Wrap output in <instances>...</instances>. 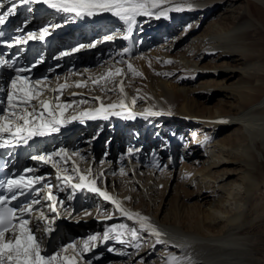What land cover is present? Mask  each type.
Listing matches in <instances>:
<instances>
[{
	"label": "bare ground",
	"instance_id": "obj_1",
	"mask_svg": "<svg viewBox=\"0 0 264 264\" xmlns=\"http://www.w3.org/2000/svg\"><path fill=\"white\" fill-rule=\"evenodd\" d=\"M0 3L4 4V8L0 9V12H3L8 5L12 6L14 3H16V5L20 4L19 0H7V3L5 0H0ZM189 4L191 8L188 7ZM178 5L181 6L183 10L168 12L167 18L164 16L156 18L154 16V20L151 22L153 27L151 30L153 32L152 35H155L157 32V37H160L162 32L167 33L171 26L174 24L179 25L182 21L186 20V17L191 18L196 14L215 15L216 10H221L222 12L212 21L202 16V22H204V24L208 23L203 33L191 37L188 47L182 52H178L177 55H172L170 48L160 51V47L157 50L159 52L156 53V58L159 57L160 59L157 61L155 58V69L152 70V72L159 74L156 82L152 80V84L156 87H153L151 84L145 87V91L149 89L153 93L152 98L154 101L151 103L152 107L140 106V101H143L144 97L143 99L140 98L142 96L140 89L133 85L137 80L136 78L129 77L125 71V69H128V65L131 64L133 69L139 68L136 75L139 72L138 75L144 77L146 72L142 71L143 59L116 60V65L112 64V59L108 62L103 60L106 62L103 65L105 70L99 71L100 75L98 76L109 77V80H101L100 78L94 77L92 75L94 72H84L80 75L79 73L72 74L67 71L66 75H63L64 78H62V70L55 71L57 67L56 63H58L57 61L65 58V56L67 57V55H62V52L64 53L68 48L72 49L80 45H87V42L92 44V42L96 40L95 36L99 35V32L103 33L111 29L122 28L121 31L123 32L121 35L119 31L116 30L117 35L112 37L119 38L121 36L123 39V36L128 33V25L109 13L102 14V17L105 16L101 19L103 22H96L95 25L88 26L83 30L87 31L93 29L91 35H87L83 32L77 35L76 38H74L73 35H68L67 37H69L71 41H67L66 37L59 39L57 45L64 44L61 47L63 50L60 49L61 51L53 57L45 58L44 63L41 65V69H44L45 75L41 80L44 81V83L37 87L45 89L42 96L47 97L45 100L49 102L53 100L54 96L59 94L58 92L51 91V89H59L61 85L67 86L63 88V94L60 95L59 102L67 103V101H78L84 99V96L94 97V95H96V97H100L99 100H95V103H93L96 106L95 108L91 106V103H85V106L75 107L73 111H67L69 107L65 108L63 110L64 115L60 117V119H66L68 123H62L58 126L59 129L64 126L66 128V126L71 127L76 124H81L86 126L89 130L93 128L97 130V126L103 124L98 131L99 133L104 127V122L107 119L100 117L89 119L88 117H83L82 123L80 119L72 120V115L75 113L79 114L81 112L94 111L100 107L101 101L105 106L113 103L119 105V103L123 101L126 109H130V111L123 110L124 114H121L120 117H123L124 121L119 123V128L117 130L114 131L113 129L115 128V124H110V127L112 126L110 134H117L116 137L118 140L115 143L118 146L121 141H124L128 137V134L134 133V142L138 140L136 138H138L139 135L145 138L148 133L150 134L151 130L145 131V129H135V123H137V125L139 124L140 127L141 125H144L145 128L147 127L140 122H149L142 119L150 117V119L157 118L165 122L168 118L184 121L193 116L190 119L196 121V129L193 134H190V140L187 142L185 148H189V151L194 150L195 152L200 150V155L205 159L202 162L204 169L191 173L187 182V185L195 189L194 192L196 194L195 196H197L198 204L195 210L191 209L184 221L182 215L179 213L170 215V212L175 210V206H172V210L169 209L165 212L163 217L161 216V212L154 216L151 210L153 207L151 206V204H153L152 196L155 193L152 185L146 182L140 193L142 200L137 194H133L135 190L131 182L136 176V173L139 174L138 169L134 171H130L129 169L123 170V173H121V169H119L116 176L111 172L109 167L110 162L102 160L100 165H95V161L93 162L92 160L93 156L91 152H89L92 147L87 149V154L84 158L82 157L84 153H81V155H73V153H76V151L72 152L74 142H76L78 146L85 143L87 140H75L71 143V140H63L64 138H60V144L67 155L63 153L60 155H52L49 159V165L32 164V162L25 161L21 162V167L24 170L28 168L34 169V171L30 173L31 178H46L44 180L45 184L49 185L46 191H50L49 193L56 197V202L58 204L57 209L59 215H63V220H65V217L69 214L71 215V208L75 207V209H78L82 207L83 204L87 205L88 203H94V200L95 202L97 201L99 207H110L108 214H101L98 212L100 215L98 217L96 211H93V213L89 215L85 214L82 218L76 219V221H78L85 217V220L96 219L99 221L96 227L80 230V233L85 235L86 238L94 233L98 235V232L95 231L98 227L104 228V230L107 231L111 226L117 230L118 227L116 226L121 222H125L129 230L135 228L139 231L141 237L139 242L148 241V247L163 245L165 249L161 254L165 261L169 256H176L183 261L184 264H264V259L258 256L260 249L264 250V226L256 220V215L249 213L252 199L256 193L255 191L260 188L264 189V0H168V3L162 4L160 9H153V11L158 12L164 8ZM70 15L73 14L56 12L52 15V19H48V21L49 23L56 22ZM192 23L193 24L190 25L192 27L198 24V22L194 21ZM146 25L147 22L137 17L136 23L132 27L130 39L123 40L126 43H130L136 28H139L141 34L148 33L144 27ZM34 26V23L23 25L24 35H27L29 32L38 34L40 29L36 30ZM46 27L49 29L50 33L51 29L49 24H46ZM191 29L192 28H189V30ZM94 34L96 35L94 36ZM88 36L89 39L87 38ZM85 40L87 41L85 42ZM112 42L113 41H110L109 43ZM109 43H103L102 46L105 47ZM145 45L149 46L151 44H144L143 46ZM131 46L133 47V45ZM100 47L92 51H98ZM129 51L130 49L120 52L119 57L124 56L121 53H128ZM135 51H137V48ZM207 54H210L212 58L227 59L234 63V65L229 66L223 62L215 68V73L212 74L219 80L218 84L223 85V97H225L227 101L218 109L213 110L207 108L206 113L198 115L191 111L196 107V104L190 99L192 98L190 91L177 90L178 87H175L171 82V89H169L168 83L161 79L165 72L162 70L161 66L166 64L167 61H171V63L174 62V64H176L174 71L183 72L184 70H189L190 72H195L198 68L194 60L203 58ZM123 67L124 70L122 69ZM76 68L78 67L76 66ZM117 69L120 70V75H116ZM74 71L76 70L74 69L70 72ZM128 71L130 70L128 69ZM58 72L59 74L56 75L58 77L57 79L48 80L47 76L51 75V73ZM109 72L112 73L111 76L108 75ZM86 73L88 74L87 79L84 80ZM131 73L135 74L133 71ZM73 75L76 77L73 78ZM235 76H238L235 85L228 86L227 82L231 81ZM4 79L6 80V78ZM89 79H93V81ZM36 80L39 79H33L31 84ZM94 81H98V83H94ZM121 82L124 89L123 92L120 91ZM76 84L84 86L79 89V87H76ZM105 86H108L109 90L106 89ZM72 93H76L77 95H72ZM40 98L41 96L38 97L37 100L32 101V103H39ZM133 98H136L135 105L132 104ZM180 103H182V105L178 107ZM145 109L163 114L156 116L147 115L144 111ZM170 110H173V112L170 113ZM17 111H19V109H17ZM40 111L41 109L37 106V112ZM128 112L133 113L134 118H125ZM108 116H111V114ZM100 120L104 122L101 123L99 122ZM138 120L140 121L138 122ZM219 121H226V123H220ZM12 122L20 121H16L15 117H13ZM132 122L134 124H132ZM161 123L162 122H157L156 124L160 126ZM188 127L193 128L191 125ZM219 128H225V130L221 132L227 131L228 134L219 140L209 137L210 131L215 132ZM118 130L120 131L119 133ZM176 131L177 129L173 130L174 133ZM61 133L66 132L62 131ZM104 133L106 132L104 131ZM104 133L102 135L106 137ZM177 133L182 135L184 129L178 128ZM55 136L48 139L46 146L49 147V149L45 148L39 153H43V156L48 155L49 157L50 153H55L53 151L55 146L52 145L59 143L57 140L58 137L55 138ZM105 137L102 136L101 139ZM4 138L7 139L9 136L4 134ZM160 144V152L157 153V155L166 151V146L162 143ZM142 145L143 144L136 149V153L133 151H126L127 153L125 156L136 159H140L143 155L145 156L144 151H146V149H143ZM62 147H60L56 153H60ZM139 154H141V156H139ZM125 156L122 158L124 159ZM81 157L83 159H81ZM54 159H57V161H54ZM54 163L55 166H53ZM74 168L79 170V175L87 176L89 180L95 179L96 187L101 191H106L109 196L120 203L122 208L129 212L139 213L142 216L148 217L149 222L164 234L161 237L163 242L159 244L155 243L156 238L150 235L148 231H140V225L136 222L135 218L128 219L127 216L122 215L120 211L117 210L115 204L105 200L99 193L89 192L87 188H77L73 191L71 183H80L79 176L76 171H74ZM89 169H91L90 174L88 171ZM58 171L61 177L60 180L57 179ZM132 174L133 177L129 179V175ZM65 176L72 177L70 183L63 182V177ZM121 182L124 184L123 190H121L123 186V184L120 186ZM68 194L72 196V199H69V196L66 197ZM84 195L86 201L81 202L80 197ZM39 198L41 201L42 197ZM76 200L77 202L79 201V204L75 203ZM60 201H63V203L59 204L58 202ZM146 201L147 204H145ZM67 206H69L68 209L70 208L68 214L65 213V208ZM38 207L46 216L54 218L52 226L55 229V236L61 233L62 219V222L59 223L60 220H58L49 209L47 203L41 201ZM193 207H195V205H193ZM260 210L261 209H259V211ZM37 215L38 214H34L29 218L31 221L29 226L34 227L39 223L41 229H43L45 222L37 220ZM110 218L116 219L117 223L114 226ZM35 234L38 238L43 239L44 243L42 247L48 250L46 248V241L50 234L45 235L43 231L36 232ZM82 234L79 235L82 236ZM123 235L121 239L125 240V243L122 244L119 241L114 242V240L111 239L109 242L112 246L115 244L122 246L118 249L121 254H116L120 258L129 256L131 254L129 251L134 247L132 246L134 242H132L129 232L128 234L124 232ZM98 236L101 237L103 235ZM112 236H115V233L111 235V238ZM83 238L84 237H79L76 239L77 250L81 247L79 242ZM49 240L52 241L53 239H48V241ZM98 245H102V237L96 242H93L89 251L82 253L79 264H88L85 262V257L87 254H93ZM61 246L63 245L59 244L58 248L55 250H58ZM71 254V250L66 253V255ZM133 256L132 253L131 257ZM163 260L158 264H165Z\"/></svg>",
	"mask_w": 264,
	"mask_h": 264
},
{
	"label": "rangeland",
	"instance_id": "obj_2",
	"mask_svg": "<svg viewBox=\"0 0 264 264\" xmlns=\"http://www.w3.org/2000/svg\"><path fill=\"white\" fill-rule=\"evenodd\" d=\"M221 12H222L221 10H216L215 15L196 14L193 15L191 18L186 17V20L182 21L179 25L174 24L173 26H171L170 30L167 33L162 32V35L160 37H157L158 36L157 32L155 33V35H152L153 32L151 30L153 29V27L151 25V22L154 20V16H139V18L142 21L147 22V25L144 27L146 28V31L148 33L141 34L139 32L140 31L139 28H136L132 40L130 42L131 45H133V47L130 45V43L128 42L126 43L120 36L119 38L115 37L116 39H114L112 43H109L110 45L108 44L105 47L101 45L100 50L92 51L88 55H83L81 53H78L80 49L89 47L87 45H80L77 46V48L74 47L72 49L68 48L65 50V52L68 51L67 53H69V55L57 61L58 63H56L57 67L55 71L57 72L58 70H62V75L64 74L66 75L67 71L68 73H72V74L79 73L80 75H82L84 72H94L92 73V75L96 78L101 79L102 76H98L100 75L99 71L105 70L103 65L106 62H108L110 59H112L111 62L113 65H116L117 61L119 60H126V59L132 60L135 58L143 59L144 62H143L142 71L146 72V75L144 77L138 74L136 75V72L139 70V68L134 69L135 74L131 73L132 71H128V69H125V71L129 77L136 78L137 80V82H134L133 85L140 89V93H142V96L140 98L143 99L144 97L143 101H140L141 103L140 106L144 105L147 107H152L151 103H153L154 101V99L152 98L153 93L149 89L145 91V87L148 86L149 84H151L153 87H156L154 84H152V80L156 82L157 78L159 77V74L152 72V70L155 69L156 60L158 61L160 59L159 57L156 58V53L159 52L157 50L160 47H161L160 51H164L170 48L172 55H177L178 52H182L186 47H188L191 37L203 33L208 23L204 24V22H202V16L212 21L215 20V18ZM60 20L62 19H59L58 21ZM193 21L198 22V24H196L195 27L190 26L193 24L192 23ZM47 24H50L49 21ZM189 28L192 29L189 30ZM116 30L119 31L120 35L123 32L121 31L122 28L111 29L103 33L99 32V35L95 36L96 40L93 41L92 44H89L91 45V48L89 47L88 49L90 50L95 49V46L100 41L106 40L105 39L106 36L117 35ZM87 38L89 39V36ZM86 41L87 40H85V42ZM88 43L89 42H87L86 44ZM95 43L97 44L95 45ZM144 44H151V45L143 46ZM136 48L137 51H135ZM110 49L112 50L111 52L108 51ZM125 49H127V51L128 49H130L129 51L130 53L129 52L121 53L124 56L119 57V53L125 51ZM73 52L74 54H72ZM103 60H105L106 62H104ZM223 62L228 64L229 66L234 65V63L230 62L227 59L212 58L210 54H207L203 58H197L196 60H194V63H196V66L198 68V70L195 72H190L189 70H184L183 72L174 71V69L176 68L175 67L176 64H174V62L166 63L163 64V66H161L162 70L165 71L161 79L163 81H166V83H168L169 89H171L170 87L171 85L170 82H171L175 87H178L177 90H185L187 92L190 91V93L192 94V98L190 99L196 104V107L193 108L191 111L194 114L196 113L198 115H201L207 112L206 110L207 108L213 110L218 109L224 105L225 101H227V99L223 97V93H224V91L222 90L223 85L218 84L219 80L212 75L213 73H215L214 72L215 68ZM73 66H77L78 68H75L76 71L70 72L69 69ZM122 69L124 70V67ZM166 73L167 75H165ZM87 75L88 74L86 73L84 80L87 79ZM55 77L57 76L53 77V73L47 76L48 80L49 79L53 80L55 79ZM75 77L76 76H74L73 78ZM237 78L238 76H235L231 81L227 82V85L228 86L235 85L236 83L235 81L237 80ZM107 79L109 80V77H107ZM90 81H93V79H91ZM88 82H84V83H88ZM105 88L109 90L108 86H105ZM79 89H81V87H79ZM95 97L96 95H94V97L84 96V99L88 100V103H91V106L95 108L96 106L93 104L95 103L96 100L94 99ZM68 102L70 101H67V103ZM76 102L77 100L72 101L71 106L69 107V109H67V111H73L75 110V107L78 106L80 107L85 106V103L82 105ZM181 105L182 103H180L178 107H181ZM124 110L130 111V109L128 108ZM112 111L120 112L124 114L123 110L119 107L113 109ZM171 112H173V110H170V113ZM74 115L79 117L80 113L79 114L75 113ZM113 116L117 117L118 115H113ZM192 117L193 116L187 118L184 121H180L179 119L174 120L168 118L166 122L162 119H157V118L150 119V117L142 119L146 122H149V123L140 122L145 124L147 127L145 128L144 125H141L140 127L139 124L137 125V123H135V129L140 128L141 130L145 129V131L151 130L150 134L148 133L147 134L148 136L146 135L145 138L139 135L138 138H136L138 139L136 140V142H134V138H135L134 133L128 134V137L124 141H121L119 146L115 143L118 140L117 137L115 140L109 138L110 137L109 131L111 130L112 126L109 128V125H104L103 127L104 130L100 131L101 134H103V132L105 131L106 133L104 134H106V137L105 135H100L98 133L100 127H102L103 124L98 125L96 128L97 130H95V128L89 130L87 129L86 126H81L79 129L77 128L76 130L74 129L66 130L65 131L66 133H62L61 136L56 134L55 138L58 137L57 140L59 141V143L53 144L52 146H55L54 149L57 148L56 151H54L56 153L59 150V148L62 147L60 144V138L61 139L64 138L63 140H71V143H73L75 140L76 141L87 140L85 141V143H82L81 145L78 146L77 143L74 142V148L72 149V152L76 151L79 153V155H81V153H84V155H82V157L84 158V156L86 157L87 149L92 147L91 150H89V152H91V155L93 156L92 160L93 162L95 161V165L97 166L100 165L102 160H106L107 162H110L109 167L111 169L112 174L114 175L117 174V171H119V169H123V170L129 169L130 171H134L135 169H138L139 174L136 173V176L131 182L135 190L133 194H137L138 197L142 200V197L140 195L141 190L143 189L146 182H149V185H152L155 191V193L152 196L153 204H151V206H153L151 208L153 215L154 216L158 215L159 212H161V216L163 217L165 212H167L169 209L172 210V206H175V210L171 211L170 215L179 213L182 215L184 221V219L188 216V213L191 211V209L195 210L196 206L198 205L197 196H195L196 194L194 192L195 189L187 185V182L189 180L191 173H193L194 171H201L202 169H204L202 162L205 160L200 155V150L195 152L194 150L189 151V148H185L187 142L190 140V134H193V132L196 129V121L190 119ZM64 121L67 120L65 119ZM139 121L140 120H138V122ZM99 122L102 123L104 121L100 120ZM157 122H162V123L160 124V126H158L156 124ZM132 124L134 123L132 122ZM189 125L193 126V128H189L188 127ZM175 128L177 129V131L174 133L173 130H176ZM178 128L184 129V133L182 135L177 133ZM222 130H225V128L224 129L219 128L215 132L210 131L209 137L216 140L223 138L226 134H228V132L227 131L221 132ZM119 132L120 131H118V133ZM102 136H104L105 138L101 139ZM96 137L100 139L99 143L93 144ZM160 143L166 146V151H163L160 155H157V153L160 152V148H159L161 145ZM141 144H143L142 148L146 149V151H144L145 156L143 155L140 159H136L133 157L128 158L125 156V154L127 153L126 151L128 152L133 151L134 153H136V149H138ZM52 155L53 153H50V157ZM123 156H125L124 159L122 158ZM139 156H141V154H139ZM54 161H57V159L56 160L54 159ZM155 164H159L160 167L159 168L155 167L154 166ZM66 172L69 173L68 171ZM132 177L133 174L129 175V179ZM121 184L123 183L121 182L120 186ZM123 188H124V184L121 187V190H123ZM255 192L256 193L252 199V205L249 208V213H251L252 215H256L257 216L256 220L259 221L260 224H262V226H264V210H263L264 189L260 188ZM69 194L66 197H68ZM80 199L81 202H85L86 201L85 195L83 197H80ZM75 203L79 204V201L77 202L76 200ZM145 204H147V201L145 202ZM193 205H195V207H193ZM68 207L69 206L65 208V213L67 214L70 211V208L68 209ZM102 207H99L97 201L95 202L94 200V203H88L87 205L83 204V207H80L78 209H75V207L71 208L72 210L71 215L69 214L67 217H65L64 223L62 222L61 224V233H59L55 237L51 236L52 234L51 233L47 238L46 248L49 251H54L55 249L58 248V245L60 244L61 241H62V245H66L67 242L65 240L67 239L68 236L72 237L73 240L72 242L74 241L76 242V239L79 237H84L83 239H85L86 236L80 233V230H87L89 228L96 227L99 221H97L96 219L85 220V217L84 219L78 221H76V219L82 218V216L85 215L86 212L91 214L93 213V211H96L98 217L100 216L98 212H100L101 214L102 213L108 214L110 211V207L109 206H106L105 208L104 206ZM259 209L261 210L259 211ZM110 220L113 221L112 223L113 226L117 223L116 219L114 218H110ZM120 224L125 225L126 226L125 229L118 228L117 230H115V228L110 226L109 229L113 228L112 232L110 233V238L107 241H104L102 239V245L100 246L98 245L95 248L93 254H87V256L85 257L86 263L88 264H154V263L158 264L164 259L163 255L161 254L162 252H164L165 249L163 248L164 246L158 245L157 247L156 246L148 247V243H149L148 241L140 242L141 246L139 249L132 247V250H130L129 252L131 254L133 253L134 255L133 257H131V254L129 256H124L123 258L118 257L116 254L117 253L121 254V252H119L118 249H120L122 246L117 244L112 246V244H109V242L110 239L114 240V242L119 241L118 239H115L117 232H123V233L126 232L128 234L129 228L127 224L125 222H121L119 223V225ZM95 231L98 232V235H103L106 232L104 228H100V227H98ZM114 233L115 236H112L111 238V235ZM79 234H82V236ZM48 239H53V240L48 241ZM109 248L113 250L109 251L108 250ZM258 256L264 259L263 249H260V251L258 252ZM163 261H165V259Z\"/></svg>",
	"mask_w": 264,
	"mask_h": 264
},
{
	"label": "snow or ice",
	"instance_id": "obj_3",
	"mask_svg": "<svg viewBox=\"0 0 264 264\" xmlns=\"http://www.w3.org/2000/svg\"><path fill=\"white\" fill-rule=\"evenodd\" d=\"M21 5H32V4H44L47 5L49 9H54L58 13L74 14L75 17H95L104 13H109L113 17L118 18L128 25V34L123 36V39L129 40L130 34L132 32V27L136 23V19L139 16H155L160 18L164 16L167 18L168 12L171 11H182L181 6L164 8L161 11L154 12L153 9H160L162 4L168 3V0H19ZM191 8V5H188ZM4 8V4L0 3V9ZM28 11H32L29 7ZM17 6L13 4L8 7L5 11L0 12V26L4 25L10 16L16 15ZM56 27V26H53ZM17 31H22V29H17ZM49 33L47 27L41 28L39 33L29 32L26 36H13L11 37L10 43L7 44L9 48L13 44H24L31 39L43 40L45 35ZM4 36V32L0 31V37ZM106 40H111L112 36H106ZM83 47V46H81ZM127 51V49H125ZM69 53L64 52L62 55H68ZM6 61L0 58V65H4ZM166 63H171L167 61ZM130 71L135 72L132 65H128ZM17 75L11 80V91L7 93V103L8 107L6 109L7 116H0V149H8L19 146L21 142L27 144L28 140L35 136H45L51 134L52 132L59 131V125L65 123L60 117L64 115L63 110L71 106V102H59L60 95H62V89L67 85L59 86V89H51L53 92H58L59 94L53 97L51 102L46 100L39 101L40 112H37V105L33 104L32 101L37 100L38 97L42 96L45 92L44 88L37 87L44 83L42 80H36L34 83L29 85L28 77H21L20 73L29 71L27 68H16ZM139 74V73H137ZM109 76L112 75L111 72L108 73ZM116 75H120V70H116ZM167 75V73L165 74ZM101 79H107V77H101ZM98 83V81H94ZM84 85L76 84V87H83ZM120 91L123 92V86L121 82ZM72 95H77L72 93ZM94 99L99 100L100 97H95ZM76 103L84 104L88 103L87 100L81 99ZM136 98L132 99V104L135 105ZM126 109L123 101L119 105L113 103L105 106L101 101L99 108L94 111L81 112L79 117L73 115L72 120L80 119L83 123V117H88L89 119H96L97 117L107 119L108 115H121L120 112L112 111L115 108ZM19 109V111H17ZM147 115H162L160 112H152L150 109L144 110ZM45 113L47 115L45 116ZM170 114V113H169ZM8 117H15L16 121L12 122ZM125 118H134V114L128 112ZM220 123H226V121H219ZM4 134H7L10 139H5ZM63 153L67 155L64 149L60 150V153H53V155H60ZM73 155H79L78 152L73 153ZM49 156H33V160L43 161L48 163ZM81 159H83L81 157ZM55 166V163L53 164ZM155 167L159 168V164H155ZM27 173H32L34 169L28 168L25 170ZM77 175L79 176L80 183H71L73 191L77 188L83 189L87 188L89 192H97L105 200L111 201L115 204L117 210L120 211L122 215L128 217V219L135 218L136 222L140 225V231H148V233L156 238L155 243L159 244L163 241L161 237L164 235L155 226L149 222V218L142 216L139 213H132L120 206V203L109 196L106 191H101L96 187L95 179L89 180L87 176L79 175V170L74 168ZM89 174L91 169L88 170ZM123 173V169H121ZM42 177L25 178L24 175H20L18 178H9L4 181H0V189H6L11 196L0 195V264H79L82 253L89 251L90 246L93 242L101 239L98 235H89L87 238L82 239L79 243L81 247L77 250V243L70 242L63 245L59 250L49 251L42 247L44 241L42 238L36 236V232L43 231L45 235H49L55 231L53 228L54 218L46 216L42 211L34 209L33 205H38L41 203L39 199L35 196L29 202L19 204L18 206H9L12 201H18L19 196L28 197L29 194L33 193L36 184L41 183ZM57 179L60 180L59 171L57 172ZM72 180L71 176L63 177L64 183H70ZM43 187H49V185H43ZM39 191V190H36ZM72 199V196L68 197ZM47 199L53 201V204L48 205L53 213H57L58 204L56 202V197L52 194H48ZM62 204L63 201L58 202ZM39 212L36 219L39 221H44V227L41 229L40 224H36L34 227H30L31 221L26 218V216L34 215ZM19 213V215H17ZM90 214V213H85ZM119 229H125V225L120 224ZM109 229L103 234L102 239L107 241L110 238ZM131 235V240L134 242L132 246L139 249L140 235L139 231L135 228L129 230ZM123 232L116 233V239L120 243H125V240L121 239ZM71 250V255H66V253ZM109 251L113 249L109 248ZM165 264H184L176 256H169Z\"/></svg>",
	"mask_w": 264,
	"mask_h": 264
}]
</instances>
